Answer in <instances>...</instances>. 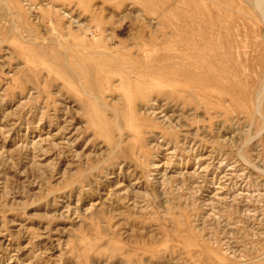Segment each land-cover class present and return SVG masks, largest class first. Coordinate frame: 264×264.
Wrapping results in <instances>:
<instances>
[{"label":"rangeland","instance_id":"374dc122","mask_svg":"<svg viewBox=\"0 0 264 264\" xmlns=\"http://www.w3.org/2000/svg\"><path fill=\"white\" fill-rule=\"evenodd\" d=\"M0 264H264V0H0Z\"/></svg>","mask_w":264,"mask_h":264},{"label":"bare ground","instance_id":"6f19581e","mask_svg":"<svg viewBox=\"0 0 264 264\" xmlns=\"http://www.w3.org/2000/svg\"><path fill=\"white\" fill-rule=\"evenodd\" d=\"M199 31V30H198ZM189 45L191 46H193V45H196V44H190L189 43ZM197 47H195V46H193L192 47V50H191V61H193V63H194V65H197V66H199L200 68H202V69H205V70H211V69H213V67H212V64H210V63H207V57H206V55L209 57V53L212 55V59H215V47H210V44H208V43H204V42H201V43H199L198 45H196ZM195 47V48H194ZM218 49V48H217ZM217 51V50H216ZM154 52V51H153ZM219 53V52H218ZM117 55V54H116ZM210 55V56H211ZM151 56V55H150ZM119 58V57H118ZM121 59V58H120ZM137 62L135 61L134 63H133V65L134 66H137ZM221 66V65H220ZM131 68H132V66H131ZM148 69V68H147ZM136 70V69H135ZM215 70V69H214ZM148 71H150V70H148ZM180 72H181V69H180ZM132 73V72H131ZM148 72L147 71H143V72H141L140 73V77H143L142 79H144V77H145V79H146V77H148V78H150V74H147ZM178 73V72H177ZM183 73V72H182ZM181 73V74H182ZM185 73V72H184ZM183 73V74H184ZM194 73H196V71L194 72ZM133 74V73H132ZM161 74V73H160ZM182 74V75H183ZM198 74V73H197ZM133 75H135V73L133 74ZM177 76V75H176ZM189 76V78H190V76H191V73H186V79H187V77ZM140 77H138V78H140ZM153 77V76H152ZM151 77V78H152ZM147 78V79H148ZM163 78V77H162ZM136 79H137V76H136ZM170 79V78H169ZM173 79V78H172ZM184 80V79H183ZM202 85H209V84H215V78H205L204 76H202V77H200L199 76V78L197 79ZM139 81V80H138ZM145 80H141V82H144ZM173 81V80H172ZM186 81V80H185ZM140 82V83H141ZM171 81H169V80H167V83H169V85H171V83H173V82H175L176 83V81H173V82H171ZM179 82V81H178ZM144 84V83H143ZM150 85V84H149ZM174 85V84H173ZM176 85V84H175ZM182 85H184V84H182ZM191 85V84H190ZM195 85V84H194ZM200 86V85H199ZM189 88V87H188ZM187 89V88H186ZM203 90V89H202Z\"/></svg>","mask_w":264,"mask_h":264}]
</instances>
